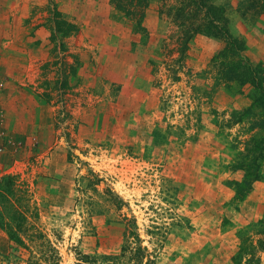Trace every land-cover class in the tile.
<instances>
[{
  "label": "rangeland",
  "instance_id": "obj_1",
  "mask_svg": "<svg viewBox=\"0 0 264 264\" xmlns=\"http://www.w3.org/2000/svg\"><path fill=\"white\" fill-rule=\"evenodd\" d=\"M28 3L8 79L46 121L0 166V264H49L40 241L59 264L118 254L131 218L156 264H264V0ZM222 29L254 84L213 59Z\"/></svg>",
  "mask_w": 264,
  "mask_h": 264
},
{
  "label": "crops",
  "instance_id": "obj_2",
  "mask_svg": "<svg viewBox=\"0 0 264 264\" xmlns=\"http://www.w3.org/2000/svg\"><path fill=\"white\" fill-rule=\"evenodd\" d=\"M28 1L31 0H0V166L8 161L13 140L27 135L36 117L39 116L40 122L46 121L44 109L37 116L35 112L31 114L25 93L8 79V76L20 73L27 60L26 54L22 56L23 49L17 44L19 40L11 26L16 25L17 20L23 22ZM15 41L17 43L13 44Z\"/></svg>",
  "mask_w": 264,
  "mask_h": 264
},
{
  "label": "trees",
  "instance_id": "obj_3",
  "mask_svg": "<svg viewBox=\"0 0 264 264\" xmlns=\"http://www.w3.org/2000/svg\"><path fill=\"white\" fill-rule=\"evenodd\" d=\"M221 35L223 36L225 46L222 48L221 51L213 59H216L218 56H224V54L231 53L233 57H235V64L233 63L228 71H226L227 77L226 81L233 82L237 81L240 84H244L247 82L255 83V77L253 76V70L252 67L248 64V66L245 67L243 64L245 57L242 55L243 52V46L241 45L240 40L233 36L230 32H228L225 29L221 30ZM262 92H264V88H260ZM246 182L242 183V185H245ZM251 188V186H248V189L243 192V190L240 188H237L235 199L240 200ZM8 192L13 193L14 189L9 186V188H6ZM13 191H12V190ZM19 215H21L18 212ZM22 218L26 220L25 216L22 215ZM13 219H15L13 217ZM127 219V218H126ZM259 225L264 229V222L259 221ZM9 239L12 240L15 244L27 248L28 245L25 244L24 240L20 237L19 234H17L16 231L9 230L8 232ZM42 235L39 234L38 237H41ZM34 237V235L32 236ZM124 237H125V243L123 245V248L121 249V252L118 254H93V255H82V258H79L77 262L74 264H124V260L128 257V261L132 262V264H156L155 257L151 256L150 254L146 253V246L142 245V240L139 237L137 233V226L135 224V220L133 218L127 219L125 223V231H124ZM40 246L43 247L42 256L45 255V259L49 261V264H59L58 261V255L55 249L51 246V243L48 242L46 244L44 241H40ZM29 250V264H35L32 256L33 250ZM252 248H247L246 246H241L239 254L244 253L248 255ZM146 260L144 261V259ZM245 257V256H244ZM247 261H250V258L248 257L246 259Z\"/></svg>",
  "mask_w": 264,
  "mask_h": 264
}]
</instances>
